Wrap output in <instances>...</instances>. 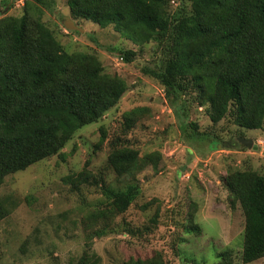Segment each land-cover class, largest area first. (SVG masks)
I'll return each mask as SVG.
<instances>
[{
  "label": "trees",
  "instance_id": "16d2710c",
  "mask_svg": "<svg viewBox=\"0 0 264 264\" xmlns=\"http://www.w3.org/2000/svg\"><path fill=\"white\" fill-rule=\"evenodd\" d=\"M179 1L175 9L174 0H66V6L75 24L86 21L100 29H113L139 46L157 42L156 55L137 66L162 88L181 121L186 103L191 102L204 108L213 126L227 119L239 129L264 130V0ZM49 7L45 0H24L21 15H0V186L7 176L35 163L54 156L63 159L62 150L73 135L102 120L128 89L118 74L104 72L96 54L63 48L42 22ZM116 51L127 64L137 57L130 49ZM148 112V108L136 107L123 113L120 134L109 139L103 127L99 129L101 137L93 154L106 144V169L116 182L124 179L125 183L104 187L105 210L90 214L95 224L100 219L119 227V231H107L103 226L94 235L98 239L120 234L148 242L144 237L151 233L148 225L143 227L146 235H141V229L123 219L118 223L142 193L137 174L148 166L154 173L159 171L160 152L141 156L126 138ZM185 127L194 140L206 141L213 133H200L191 121ZM86 168L62 181L73 191L103 183V178L98 180ZM221 182L228 192L229 208L238 205L243 216L239 263L257 262L264 258V174L251 168L226 171ZM153 202L145 203L142 210L151 208ZM14 206L10 197H0V223ZM196 209L193 203L186 216L172 214L168 248L173 257L187 237L202 231L195 224ZM159 213L156 207L148 219L152 228L160 224ZM93 239L86 238L84 254L91 251ZM218 257V264H236L229 248ZM194 260L185 257L183 263L195 264ZM118 264L167 261L163 251H157L146 260L130 258Z\"/></svg>",
  "mask_w": 264,
  "mask_h": 264
},
{
  "label": "rangeland",
  "instance_id": "374dc122",
  "mask_svg": "<svg viewBox=\"0 0 264 264\" xmlns=\"http://www.w3.org/2000/svg\"><path fill=\"white\" fill-rule=\"evenodd\" d=\"M0 0L1 16L22 14L24 0ZM42 22L68 52H89L97 55L104 72L116 73L128 85L117 106L98 123L88 124L77 131L62 150L64 158L51 157L35 163L25 170L7 176L0 186V197L8 196L16 207L0 223V264H118L130 258L146 260L154 252L163 251L167 264H184L192 257L195 264H218V253L229 248L236 264L243 243V216L238 205L229 208L228 192L221 182L226 171L252 170L264 174V130H243L222 120L212 125L204 108L187 102L181 117L170 106L164 91L152 79L140 73V63L150 60L157 53V42L139 46L113 29H100L90 22L75 24L79 34L64 28L70 19L66 0H45ZM172 9L180 5L174 0ZM71 20V19H70ZM130 49L137 53L130 64L123 62L116 49ZM136 107L148 108L127 134L140 155L159 151L162 158L158 173L150 166L137 174L142 193L136 203L118 218L135 229L144 225L151 233L144 236L148 242H136L126 235L109 234L96 238L103 226L107 231H119L117 223L90 221V214L105 210L107 198L103 189L122 185L113 173L106 169L108 148L104 144L93 154V147L101 137L103 127L109 139L120 134L122 114ZM195 122L200 133H211L206 141L189 138L191 133L185 124ZM185 129V131H183ZM211 129H213L211 131ZM124 136H122L123 138ZM251 139L255 149H245L238 138ZM125 138V137H124ZM216 145V146H215ZM255 147V146H254ZM87 164V165H86ZM97 178H103L95 186L83 185L73 191L63 182L65 177L81 172L84 167ZM91 178V182L93 178ZM155 200L151 208L142 206ZM195 204V224L201 229L198 236H189L178 247L177 257L169 251L170 219L188 214L190 204ZM159 208V225L152 228L148 219ZM106 224V225H105ZM168 229V231H167ZM96 237H95V236ZM92 236L91 251L84 254L86 238ZM26 242V243H25ZM252 264H264V258Z\"/></svg>",
  "mask_w": 264,
  "mask_h": 264
},
{
  "label": "water",
  "instance_id": "95a60500",
  "mask_svg": "<svg viewBox=\"0 0 264 264\" xmlns=\"http://www.w3.org/2000/svg\"><path fill=\"white\" fill-rule=\"evenodd\" d=\"M13 0H10L9 2L12 3ZM63 26L66 30L68 31H79L81 32L82 30L78 28L73 21L70 19L66 18V20L63 22ZM238 142L245 148L247 149H255L253 146V141L251 139H246V138H238Z\"/></svg>",
  "mask_w": 264,
  "mask_h": 264
},
{
  "label": "clouds",
  "instance_id": "9594fccd",
  "mask_svg": "<svg viewBox=\"0 0 264 264\" xmlns=\"http://www.w3.org/2000/svg\"><path fill=\"white\" fill-rule=\"evenodd\" d=\"M253 146H255V150L259 147V145L258 146H256V145H254V143H253ZM247 149V148H246Z\"/></svg>",
  "mask_w": 264,
  "mask_h": 264
},
{
  "label": "built area",
  "instance_id": "2783aa9c",
  "mask_svg": "<svg viewBox=\"0 0 264 264\" xmlns=\"http://www.w3.org/2000/svg\"><path fill=\"white\" fill-rule=\"evenodd\" d=\"M258 145H260V144H258Z\"/></svg>",
  "mask_w": 264,
  "mask_h": 264
}]
</instances>
